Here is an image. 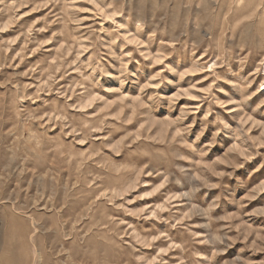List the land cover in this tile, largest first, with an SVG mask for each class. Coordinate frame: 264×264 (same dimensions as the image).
I'll return each mask as SVG.
<instances>
[{
  "label": "rangeland",
  "instance_id": "374dc122",
  "mask_svg": "<svg viewBox=\"0 0 264 264\" xmlns=\"http://www.w3.org/2000/svg\"><path fill=\"white\" fill-rule=\"evenodd\" d=\"M0 264H264V0H0Z\"/></svg>",
  "mask_w": 264,
  "mask_h": 264
}]
</instances>
